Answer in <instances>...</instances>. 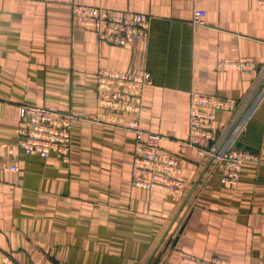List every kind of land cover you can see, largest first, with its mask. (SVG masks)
<instances>
[{"label": "crops", "instance_id": "obj_1", "mask_svg": "<svg viewBox=\"0 0 264 264\" xmlns=\"http://www.w3.org/2000/svg\"><path fill=\"white\" fill-rule=\"evenodd\" d=\"M260 1L0 0V264H173L181 254L264 264V166L243 164L231 187L221 184L222 166L187 150L178 198L131 186L134 136L120 128L74 122L66 162L16 146L21 105L100 112L103 67L151 74L140 124L160 135L163 154H177L197 90L235 102L207 108L221 149L264 162ZM74 5L141 13L150 35L125 46L101 42ZM195 11L204 12L202 25H192ZM238 61L257 68L243 76L222 66Z\"/></svg>", "mask_w": 264, "mask_h": 264}, {"label": "built area", "instance_id": "obj_2", "mask_svg": "<svg viewBox=\"0 0 264 264\" xmlns=\"http://www.w3.org/2000/svg\"><path fill=\"white\" fill-rule=\"evenodd\" d=\"M260 3L264 5V0ZM82 24L95 28L98 38L117 46H125L133 40H147L150 35L149 19L131 11H115L94 6L74 5ZM203 11H195L192 25H202ZM222 66H233L243 76L257 68L254 61H238ZM151 82V74L121 72L100 67L96 72L97 106L100 112L49 110L43 107L21 105L16 146L24 155L37 154L46 159L55 152L66 162L71 153V130L76 121L100 126H112L129 131L134 136L131 164V186L149 192L181 198L186 189L182 178V158L192 150L202 159H209L225 170L221 184L234 187L240 177L243 164L264 166L260 157L244 150H223L215 138L214 114L207 110L234 107V101L218 96H207L197 90L189 92V120L186 137L179 140L176 155L162 153L158 142L160 135L145 131L140 124L143 90ZM11 147L9 152L12 153ZM16 171V166L5 167ZM173 264H228L224 258L210 260L181 254Z\"/></svg>", "mask_w": 264, "mask_h": 264}, {"label": "water", "instance_id": "obj_3", "mask_svg": "<svg viewBox=\"0 0 264 264\" xmlns=\"http://www.w3.org/2000/svg\"><path fill=\"white\" fill-rule=\"evenodd\" d=\"M235 147L236 148H241V145L237 144ZM244 149H248V148H244Z\"/></svg>", "mask_w": 264, "mask_h": 264}, {"label": "trees", "instance_id": "obj_4", "mask_svg": "<svg viewBox=\"0 0 264 264\" xmlns=\"http://www.w3.org/2000/svg\"><path fill=\"white\" fill-rule=\"evenodd\" d=\"M224 172H225V170H224ZM223 174H224V173H223ZM223 174H222V175H223Z\"/></svg>", "mask_w": 264, "mask_h": 264}]
</instances>
